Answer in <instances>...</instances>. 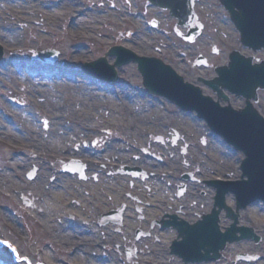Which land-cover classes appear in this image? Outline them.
<instances>
[{
	"label": "rangeland",
	"instance_id": "1",
	"mask_svg": "<svg viewBox=\"0 0 264 264\" xmlns=\"http://www.w3.org/2000/svg\"><path fill=\"white\" fill-rule=\"evenodd\" d=\"M14 1L24 7L20 10L13 9L10 4H13ZM60 1L0 0V16L3 17L1 21H5L6 17L8 19L12 16L6 15L7 10L11 12L10 14L14 12L16 19L10 22V27H0L2 32L8 33L13 37L19 34L20 38L19 40L15 39L16 45L12 47L14 49L11 52L4 50V46H6L4 43L8 42L6 40H4L5 42L0 41V47L3 50V58L0 59V129L3 128V125L19 127L20 122H17V120L18 113H21L27 116L30 114V119L39 123V127L43 130V134L36 138V142L27 147L28 151H22L18 147L10 150L12 159L14 156H18L15 160L31 161V163H24L22 168L28 167L25 171L24 180L28 182V187L33 189L30 188V191L24 195L16 198L12 197L17 199L20 204L13 199L5 201L7 203L5 208L8 210V215L13 217L15 226L9 227L6 223L3 222V224L0 221V264H4L3 261L10 264H92L90 262L91 259L100 261L103 257L107 259V264L109 262L110 264H183L180 259L170 253V246L177 238V233L173 230H160L158 227L152 229L154 222L161 220L165 213L171 212L168 210L170 207L167 205L172 208L173 206L185 205L187 202V200L177 199V187L175 190V185L172 181H167L164 186H158L149 180L154 174L150 172H147V181L141 178L135 181L129 176H123L116 172H113L112 179L108 177L107 173L105 175L109 179L95 172H86V179L80 180L77 175L63 174L62 164L56 156L50 154L48 157H44L43 153H46V149H44L47 142L46 138L52 130L63 131L62 129L67 127L75 130L80 128L89 133V139L85 142H77L73 146L74 151L83 148L85 151H95L97 154V152L104 149L106 142L122 140V135L124 136L127 130H134L143 137V133L153 132L155 136H165L167 138L165 143H158L154 138H146L143 140L144 146L140 149L147 150L148 153L150 150L158 152L155 146H160L162 153H159L167 158L166 165L160 164L159 168L168 167L183 170L181 162L184 156L181 150L183 152L184 149H187L188 154L186 156L191 157L192 162L197 161L198 165L202 164L206 169L203 171L204 177L211 176L209 171H219L221 174L225 173L220 176L227 180L240 178L241 161L245 157L242 153L230 152L226 146L224 147L219 142V139L208 131L205 123L199 122L194 116L183 114L165 99L159 98V101H151L156 104H148L147 107L154 109L153 115L149 117L148 114H143V122L136 123L130 119L127 113L128 106H125L124 96H121L123 100L120 99L119 101L115 96L118 95L117 92L120 89L116 88L114 90L110 88V85L78 77L80 73L82 74L81 68L84 64L107 57L108 51L112 46L124 44V41L129 39H132V42L127 45L133 48L132 44H135L139 53H146L148 56L157 54V51L153 50L150 52L143 43H146L147 46L155 44L154 47L158 43H162L165 45L160 47L163 53L170 46L173 51L180 47H184L180 50L189 51L193 47L185 45L175 33L176 37L173 35V23L168 18L167 13L156 16V10L152 12L147 8L144 0H75L76 2L70 12L76 16L71 19V23L75 21L73 23L75 24L80 18L85 16L95 17L100 22L97 21L94 25H91L90 29L84 30V33L91 37L90 41L79 38L77 42H73L70 38V28L66 27L68 26L69 18L65 23L63 20L60 22L51 21L44 14L38 15L33 9L27 10L26 8L27 6H32L30 4L32 2L35 4L42 3L44 13L53 14L54 8L59 6ZM208 2L214 5L212 7L214 9L213 12L221 11L217 0H208ZM79 9H83V11ZM215 16L218 19L223 18V16L216 14ZM152 18H156L161 22V28L159 29L161 33L153 30L151 31L153 34L150 31L146 32L147 27H150ZM32 21L33 23L30 24ZM46 21L48 26H52L55 31H58L57 34H51L48 30L37 28ZM219 29L223 33L217 37V40L218 42L224 40L225 45L222 44L223 52L217 58V61L223 63L226 61L230 48L233 45L238 48L239 43L237 40L238 36L228 23V19L224 18L220 21ZM127 30L137 33L142 31L143 34L139 36V39L135 40V37L130 38L131 35H128ZM214 32L215 30L209 27L204 37L200 40L202 42L200 46H204L206 41L210 42L215 34ZM8 49L10 50L11 48ZM44 50H55L60 53L56 64L52 66L37 60L34 61V52ZM73 50L74 54L76 51L80 53L77 63L72 62L74 57L72 56ZM107 58L111 61V57ZM180 60L179 65L174 64L177 69L184 66L181 57ZM11 70L17 73L29 70L32 71L30 73L31 77H36L37 79L42 76V78H47L51 81L41 83L42 87L39 91L34 89L35 85H29L30 87L25 90L23 85H20L18 78H12L8 75L9 73L4 72ZM197 72L199 71L197 70ZM211 72L209 69H201L203 76H209ZM118 73H120L119 75L123 77L125 82L131 85L132 91L139 92L138 96L145 92L142 77L138 73L136 66H127L122 70H118ZM190 73L191 76L195 75L192 70H190ZM58 74L61 76L66 75V82L74 84L75 87L73 89L69 88L70 90H61L58 86H55L57 84L53 81L55 79L60 81L63 78L58 76ZM88 88H92L96 92H89ZM101 90L104 92H99ZM88 93L102 99L100 106L104 110L103 112H100V109L95 106L96 102L92 103L94 96L81 99V102L76 100V97L80 96V94L86 95ZM45 95H50L53 100L51 99L50 102L44 103L42 98H45ZM104 97L105 99H103ZM129 97L132 99L131 96ZM146 100L150 102L148 98ZM121 111L125 115L124 120L117 118ZM153 116L162 120V123L154 124L153 122L156 121L152 118ZM133 118L135 119L136 116ZM94 129H97V131ZM176 133L179 136V141L173 147L168 138H171L169 135ZM120 137L122 139H119ZM204 140L207 143L206 147H202ZM122 142L126 144L124 140ZM38 147L41 148L39 152L34 151ZM6 150L7 148L0 143L1 170H3L2 166L4 163L3 154ZM169 152L171 153L165 155V153ZM148 153H138L136 156L141 157L144 155L145 157ZM153 155L164 162L162 157H159V154ZM148 157L153 159L150 153ZM43 160L45 169L48 172V177H46L48 184L44 183L43 186L45 187V194L48 193L49 186L53 190L48 195L38 196L40 190L34 188L33 182L39 180L36 185H40L41 175L39 170L40 163ZM152 161L153 163H158L155 159ZM134 169L143 171L140 168ZM201 169L202 167H198L197 170L193 171V174L198 175ZM33 171H35V178L31 181L28 177ZM55 179H62L68 182L65 188L67 193L53 187L52 183ZM172 186L173 188H171ZM157 189L158 191H155ZM190 191L193 192V188H190ZM203 191L207 194V199H204V201L199 202V196L190 195L191 197H188V202L192 206H196L190 212V223L192 224L200 219H197L198 215H202V213L210 214L212 210L214 191L204 187ZM128 194L138 196L144 202V206L142 203L131 200ZM26 199L30 202L29 207L24 205ZM43 200L44 203L49 201L52 206L57 208L56 216L53 218L48 217L46 220L42 218L43 210L41 208ZM145 203H149L152 206L145 208ZM233 203L230 201L228 205L234 207ZM124 204L128 205L133 211H128L127 221L120 228L121 230L112 225L107 227L98 226L97 218L99 216L101 217L102 214L118 210ZM142 207L145 211L139 212L138 209ZM263 209L264 205H261L260 208H252L241 213L243 214L245 226L254 228L260 236L261 240L259 243L243 241L240 244L229 246L223 260L203 264H264ZM71 214L75 216H71ZM142 216L143 218H141ZM79 219H84L89 224L87 222L88 225L86 223L81 224ZM222 224L225 227H229L231 224L225 214L222 215ZM60 225H64L65 228L81 229L83 232L86 230V232L81 233L78 231L81 235L72 234L75 238L67 234L66 236H59L56 234V227ZM89 227H93V230L89 231ZM92 232L96 234L89 236L87 239L85 233L89 234ZM139 232L150 233V236H142L138 239L137 234ZM108 243H110V247L107 246ZM89 246L97 252L93 253ZM121 247L122 250H118ZM135 249L138 250V255L129 259L127 257L128 250ZM114 251L117 252V256ZM239 254L257 256L259 260L255 262H238L236 258Z\"/></svg>",
	"mask_w": 264,
	"mask_h": 264
},
{
	"label": "bare ground",
	"instance_id": "2",
	"mask_svg": "<svg viewBox=\"0 0 264 264\" xmlns=\"http://www.w3.org/2000/svg\"><path fill=\"white\" fill-rule=\"evenodd\" d=\"M76 1H67L66 0H61L60 4L57 8H54V15L53 14H47L44 13V11L42 10V3H30L32 6L30 7H26L27 10L33 9L36 14L40 15V14H44L46 17L50 18L51 21H64L67 22L68 20V26H66L69 29L70 32V38L72 39L73 42H77V40L79 38L83 39V40H87L90 41L91 37L86 35V33H84V30H88L91 28V25H94L97 21L100 22V20H98L95 17H89V16H85L84 18H80L75 24H73L75 21H73V23H71V19L74 18L76 15H73L72 12H70L71 8L74 6V3ZM39 5V6H38ZM10 6L15 9V10H20L22 7L19 5L17 2H13V4H10ZM9 8V7H8ZM81 11H83V9H79ZM11 12H9V10H7L6 15H12L10 18L6 19L5 21H1V19L3 17L0 16V27H4V28H8L10 27V22L11 21H15V14L14 12H12V14H10ZM33 21L30 23L32 24ZM39 29H43V30H48L49 33L51 34H57L58 31H55L54 27L52 26H48L47 25V21L44 22V24H42V26L37 27ZM73 31V33H72ZM68 32V33H69ZM151 34H153V32H151ZM142 35V32H139L137 34V37H135L137 39H139ZM0 41H4L6 40L8 43H4V48L6 50V52H11L12 47H14L16 45L15 43V39L19 40V34L18 35H14L11 36L8 33L2 32V29L0 28ZM5 42V41H4ZM144 46L148 47V49H150L152 47V45L147 46L146 43H143ZM134 46H136L134 44ZM137 47V46H136ZM8 48H11L10 50ZM138 48V47H137ZM72 56H74L72 58V62L77 63V58L80 56L79 51H76V53L74 54V50L72 52ZM5 73H9L8 75H10L12 78H18L19 81L22 83V85L24 87H30L32 85H35L34 89L36 90H40V88L42 87L40 84L46 81H51L50 79L47 78H42V76L40 78H32L31 74L32 71L29 70H23V73H17L13 70L6 72ZM44 72V71H43ZM35 73V71H34ZM58 76H61L60 74H58ZM63 78L60 79V81H53L54 83H56L61 90H70L69 88H74L75 85L71 84L67 81V77L66 75L61 76ZM30 85V86H29ZM89 92H96L95 90H93L92 88H88ZM126 90H122L120 93V96H116L117 99H120L121 96H124V101H125V106H128V111L127 113L129 114V117L131 120H133L136 123H142L143 122V114H148V116H152L153 115V108H148V104H151L149 101H147L146 99H142L140 97H133V101H129L126 99V95L123 93H127L125 92ZM99 92H104V91H99ZM108 94V93H107ZM128 94V93H127ZM135 95V94H132ZM30 96V95H27ZM88 96H94V99L92 101V103L96 102L95 106L98 107L100 109V112H103L104 110L101 108L100 104L102 103V99L96 95H90L89 93L86 95H81L80 96H75L77 101H82L81 99L84 98H88ZM49 99H52V97L50 95L47 96ZM105 99V97L103 98ZM139 99H142V101H140ZM53 100V99H52ZM46 103H48V101H46ZM124 106V107H125ZM13 113V112H12ZM134 114V115H131ZM158 115V114H157ZM156 115V116H157ZM136 116V118L134 119L133 117ZM117 118L119 120H124L125 119V115L123 114V111L119 112V114L117 115ZM157 123H162V120L158 119L157 117L153 116L152 117ZM17 120V119H16ZM20 122L19 127H15V126H7V125H3V128L0 129V143L2 145H4L7 150L4 151V163L2 166V169H0V221L3 223H6L7 226L9 227H14L15 226V222L13 220V217L8 215V210L5 208L6 206V200H11L13 199L12 197H18L20 195H24L27 192H29L30 188L32 187H28V182L24 180V176H25V171L27 170L28 167L26 168H22V165L26 162L31 163L30 160H15L18 156H14V158L12 159L11 156V152L10 150H14L13 148L18 147L20 150L22 151H28L29 145H33L36 142V138H39L42 134H43V130L42 128L39 127V123H37L35 120L30 119V114L24 115L21 113H18V120L17 122ZM63 131H59V130H52L50 132V135L46 138L47 142H46V147L44 149H46V153L44 152V157H48L50 154L56 156L57 158L60 159H71V158H75V159H81L82 162H84L86 164V166L88 167L90 172H95V170H99L101 169L100 167H104L106 169H112L115 167H121L123 165H127V166H146L147 162L146 160L140 158L138 159V161H135L133 156L136 153V149L134 146H138V144H140L142 146V143L139 142L140 139L138 138L137 141L132 140L134 139V135H137L138 132H135L134 130H127L126 133H124V136L122 135V138L120 137L119 139H122L126 142L123 143H118V141H109L106 142L105 147L107 148V151L102 154V155H97L95 153V151H84L83 148H81L80 150H75L73 149V146L75 143L77 142H82V141H86L89 139V133L85 132L82 129H78L75 130L73 128H66V129H62ZM95 131H97V129H94ZM54 131V133H53ZM75 140V141H74ZM135 144V145H134ZM39 149H41L40 147H38L36 150V152H39ZM30 153H33L32 151H29ZM105 172V170H103ZM158 174H164L163 171H157ZM39 173L41 175V182L40 185H36V182L39 180H36L35 182H33L34 188H38L40 190L38 196L40 195H48L50 191H52L51 187H48V193L45 194V187L44 183L48 184V180H46L48 177V172L45 169V164H44V160L43 162L40 163V170ZM100 174H103L102 172ZM154 182V181H153ZM66 187L64 182L60 179H57L56 183L53 184V187ZM33 189V188H32ZM47 190V189H46ZM33 191V190H32ZM15 200L18 204H20L17 199H13ZM43 205H42V210L43 213L41 214L42 218H44V220L48 219V217L53 218L54 216H56L57 214V208L52 206L50 204L49 201H47L46 203H44V200L42 201ZM8 206V205H7ZM12 208H16L13 206H9ZM56 214V215H55ZM3 223V224H4ZM241 223H243V215H242V220ZM223 225V224H222ZM77 227H81V226H77ZM57 235L59 236H66V234L70 237H73L72 234H79V232L84 233L86 232V230H84V232L81 229H76V228H64L63 225L61 226H57ZM77 230V231H76ZM93 230L92 228L89 227V231ZM79 231V232H78ZM80 235V234H79ZM95 235V234H94ZM92 235V236H94ZM85 236L89 237L88 234L85 233ZM75 238V237H73ZM78 239V238H77ZM108 247H110V243H108L107 245ZM89 248L91 249V247L89 246ZM91 251L93 253H96L94 250L91 249ZM114 254L117 256V252L114 251ZM1 259V257H0ZM111 260H113V258H111ZM1 262V260H0ZM90 262L92 264L96 263V264H107V262H99L98 260L95 259H91ZM4 264H10V263H6V261H3ZM89 263V262H88ZM110 264V262H109Z\"/></svg>",
	"mask_w": 264,
	"mask_h": 264
},
{
	"label": "water",
	"instance_id": "3",
	"mask_svg": "<svg viewBox=\"0 0 264 264\" xmlns=\"http://www.w3.org/2000/svg\"><path fill=\"white\" fill-rule=\"evenodd\" d=\"M224 2L229 6L228 9H231V15L235 20L237 28L241 32L243 44L245 46L253 48L254 50H260L264 48V0H234L231 3H228L226 1ZM234 7L239 8L238 14L236 13V10H234ZM117 53H119V55L121 56V60H127L128 58L130 59V57H133L131 56V53L123 49L114 50L113 52H111V55ZM49 57H52V55L47 54L42 56L43 60ZM134 60L139 64V70L144 77V84L148 89H150L151 91H156L157 89L159 91H173L176 94V98L180 102L184 100L183 104L194 105L193 97H195L196 94L192 93L191 91L195 92L197 90H195L193 87H182L181 91L178 90L180 91L179 94H177L174 88L171 89L168 88L169 86L165 85L167 84L170 75H174L170 71V69L163 66L159 61L139 59L136 57H134ZM232 60H236L235 55L232 56ZM241 62L242 61H240L239 63L241 64ZM238 64L236 63L234 66L238 68ZM243 65L244 67H247L244 61ZM97 66L98 72L101 68V71H103L106 75L115 74L114 68L109 66L106 60H101L97 64ZM152 67L156 68V71L159 74L157 81L152 79L153 77H155ZM251 72L252 71L238 72L237 74H235V76L240 83H246L250 85L260 83L264 88V74H255ZM198 96L200 97V95ZM232 131L234 132V134H239L242 132L246 134L242 138L244 140L241 141L240 144H236L235 146L238 150L244 151L247 156V160L243 165V178L247 177L248 181L238 183L231 188V191L235 192L240 197V199L243 200L245 206L251 202H255L257 199H261L264 201V131L262 130V126H260V132L257 135L255 134V125L252 124L249 125V127L245 130H242V128H237ZM208 221L212 224V226L214 223L218 228L219 220L217 217L211 216L208 218ZM233 229L234 227L229 230L228 234L224 235L222 239L212 235L211 237H206L205 240L200 241L201 243L199 245L205 248L206 244L207 246H209L210 244H214L215 238H217L218 245L213 251H219L220 249H223L228 242L233 243L236 240H239L235 236L236 230ZM198 231V227H193L191 233H197ZM241 231L244 232V238L255 237L252 230L243 229ZM180 232L186 240L185 244H189V239L184 233V229L180 228ZM212 232L214 234V229H212ZM218 232L219 229L216 233ZM195 256L198 257V261L205 260L206 258L200 257V255L196 251ZM206 260H209V258H206Z\"/></svg>",
	"mask_w": 264,
	"mask_h": 264
},
{
	"label": "flooded vegetation",
	"instance_id": "4",
	"mask_svg": "<svg viewBox=\"0 0 264 264\" xmlns=\"http://www.w3.org/2000/svg\"><path fill=\"white\" fill-rule=\"evenodd\" d=\"M184 159H186L187 161L184 162ZM184 159L181 162V166H183V170L177 171L179 174H181L183 176H181V178H180L181 186H179L177 188L176 192H177V196H178L177 199L178 200H181V199L185 200V201L187 200V202L185 205L182 204V206H180V208H178L177 210L185 219L190 220V212L196 206L195 205L192 206L191 203L188 202V197H191V196H194L195 194H197L199 196V198H198L199 202L204 201V199H207V194L205 191H203V187L207 188L206 186H207V182H208L209 178L203 177L201 175H194L192 173H189L190 176L188 177L187 174L181 173L182 171H193V170L198 169L197 161L192 162L191 157H187V156L184 157ZM183 162H184V165H183ZM167 168L168 167H166L165 169H167ZM165 169L163 171H165ZM168 169L172 170V168H168ZM157 170H162V169H157ZM151 179L153 181H155V183H157L158 186H162L165 182H167L169 180L167 177H163L162 179H160L158 174H153ZM170 181H172L175 185H177L179 182L178 179L177 180L176 179H170ZM180 187H182L181 194H179V191H178V189ZM190 188H193L194 191L191 192ZM175 190H176V188H175ZM194 197H196V196H194Z\"/></svg>",
	"mask_w": 264,
	"mask_h": 264
}]
</instances>
